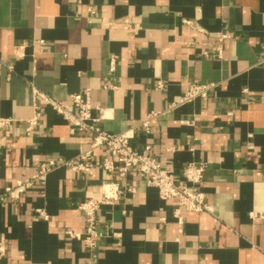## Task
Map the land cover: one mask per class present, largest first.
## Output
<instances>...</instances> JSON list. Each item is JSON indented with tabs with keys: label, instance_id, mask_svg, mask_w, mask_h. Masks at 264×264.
I'll return each mask as SVG.
<instances>
[{
	"label": "crops",
	"instance_id": "obj_1",
	"mask_svg": "<svg viewBox=\"0 0 264 264\" xmlns=\"http://www.w3.org/2000/svg\"><path fill=\"white\" fill-rule=\"evenodd\" d=\"M222 32L232 37L218 58ZM263 55L264 0H0V116L16 119L0 128L1 186L31 180L51 160L76 163L92 142V132L71 134L44 106L27 132L32 84L61 101L90 89L103 130L134 127L133 147L178 171L203 163L210 207L182 209L181 225L177 202L132 169L119 183L137 192L101 206L107 235L90 251L65 231H85L78 204L101 199L102 185L117 178L102 166L88 175L61 163L16 202L0 201V264H264V218L251 217L264 215ZM212 82L207 98L170 109L189 84ZM151 111L162 114L147 131Z\"/></svg>",
	"mask_w": 264,
	"mask_h": 264
},
{
	"label": "built area",
	"instance_id": "obj_2",
	"mask_svg": "<svg viewBox=\"0 0 264 264\" xmlns=\"http://www.w3.org/2000/svg\"><path fill=\"white\" fill-rule=\"evenodd\" d=\"M90 13H95L94 9L89 7ZM229 32H222L218 38V44L215 48L218 58H223L224 41L231 38ZM19 57H22V50L25 46L20 47ZM117 55L110 57L109 71L114 73L117 65ZM264 65V55L261 59ZM9 70L13 69L12 64L6 66ZM159 88L163 87L162 82L158 84ZM215 83H191L188 85L184 95L178 103L171 104L170 109L178 105L191 103L196 99H205L211 92L216 89ZM107 88V87H106ZM33 89V116L26 120V131L31 133L35 126L39 124L42 117L41 108L50 107L67 123L71 134L90 131L93 133L92 142L87 151L80 154L76 163L63 161L60 163L51 160L42 163L38 172L31 180H17L14 184L0 185V201L16 202L22 195L31 188L35 182L42 181L45 183L48 174L59 164L70 166L75 171H83L90 175L97 166H102L108 174H114L117 179L105 182L102 185V198H90L80 202L77 209L83 212L85 221V231L77 233L68 229L65 233L71 239H78L83 242L85 249L92 251L98 242L104 238L105 234L98 224L97 214L103 205H113L121 198L134 194L137 188L121 185L119 181H124L130 170L138 172L146 181V184L155 187L163 201L175 200L177 207L173 211V216L179 224L185 222L181 210L188 212L210 211L209 204L206 201L205 193L202 189L203 175L205 166L201 162L191 161L185 164L181 170L163 166L162 163L147 151L141 152L136 150L131 141L135 136V128L131 127L120 133H111L102 129L101 121L105 117L104 110L100 106H95L92 102V92L90 89H83L70 96L69 101L57 100L51 95L43 92L32 84ZM161 112L151 111L142 126L150 131L152 122L156 120ZM15 118L0 116V128L9 126ZM185 123L194 125L195 120H188ZM103 150L99 158L94 157L96 150ZM148 149V148H147ZM38 216L48 220L50 215L44 209H36ZM251 217L264 218L260 212H252ZM163 220L165 218H162ZM182 231V230H181ZM7 253V246L0 242V259ZM92 264V263H91Z\"/></svg>",
	"mask_w": 264,
	"mask_h": 264
}]
</instances>
